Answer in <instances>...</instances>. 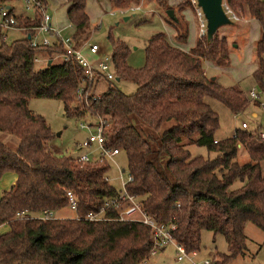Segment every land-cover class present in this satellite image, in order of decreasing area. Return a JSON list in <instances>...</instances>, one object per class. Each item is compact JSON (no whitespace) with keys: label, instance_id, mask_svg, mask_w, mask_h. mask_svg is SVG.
<instances>
[{"label":"trees","instance_id":"obj_1","mask_svg":"<svg viewBox=\"0 0 264 264\" xmlns=\"http://www.w3.org/2000/svg\"><path fill=\"white\" fill-rule=\"evenodd\" d=\"M45 5V0H39ZM116 10L135 7L141 0H106ZM168 9L166 0H153ZM5 0H0L4 3ZM75 46L89 33L85 0H64ZM236 16L244 8L257 23L253 43L256 67L251 72L259 87L264 75V1L222 0ZM40 16L16 17V26L33 27ZM169 24L175 40L186 36L175 17ZM31 31L5 41L0 37V130L17 138L14 147L0 140V175L10 170L15 179L0 193V264H142L149 255L151 231L135 220H119L106 208L105 218L88 220L117 188L104 179L108 161L80 162L57 154L49 145V125L28 107L30 97L56 98L66 116L98 115L106 146L125 156L131 180L127 192L156 220L171 222L172 238L187 251L198 250L200 231L219 233L224 252H215L211 264H227L246 247L244 224L250 222L264 236V138L236 127L230 136L216 138L218 117L204 97L219 100L232 113L244 109L247 98L236 85H220L207 76L202 60L217 66L228 63L224 35L196 37L187 49L170 44L163 33H152L143 48V64L126 62L128 45L107 35L110 60L117 78L135 84L131 93L107 85L94 97L73 102L81 82L80 67L71 59L51 58L34 67L38 51L62 52L60 45L30 46ZM84 86L87 82L84 81ZM264 131V128H263ZM215 139V142H213ZM204 146L211 156L191 154L187 145ZM243 148L248 160L236 159ZM65 190L74 196L71 217H16L15 212L55 211L67 205Z\"/></svg>","mask_w":264,"mask_h":264},{"label":"rangeland","instance_id":"obj_2","mask_svg":"<svg viewBox=\"0 0 264 264\" xmlns=\"http://www.w3.org/2000/svg\"><path fill=\"white\" fill-rule=\"evenodd\" d=\"M264 1V0H261ZM21 0H17V3ZM47 12L58 27H63L67 20L64 15V7L60 0H45ZM168 6V5H167ZM90 13L88 24V35L84 40L85 43L95 42L99 46V50L105 51L110 55V45L107 35L112 38L122 39L127 45L126 62L131 67H139L143 64V48L147 38L152 33H163L170 44L179 45L178 47L189 48L195 38L197 30V20L195 13L190 6L188 0H183L178 5L170 7L174 17H177L182 28L186 27L187 36L183 42L175 40L173 36V27L167 23L172 22L164 13V9L158 8L153 0H145L138 4L136 10H128L121 14L118 10L110 11L107 6H99L97 4L88 6ZM26 13V12H25ZM124 17H127L124 19ZM237 21H232L231 25H223L217 28L216 33L224 35L228 43L227 58L228 63L223 66H217L204 63V69L207 75L213 76L220 85H236L245 95L248 104L245 108L237 113L232 112L219 100L205 96L204 99L208 105L215 111L218 117V126L214 131V135L218 138H224L230 134L234 127H240L241 122H245L247 127L244 129L256 131L264 128V88L257 85L251 76V71L256 63L253 53L254 38L258 34V28L251 21L246 9L243 14L238 15ZM64 34L69 33L68 28L64 29ZM5 41L19 38L24 35L21 30H4L1 31ZM187 50V49H185ZM82 51L86 53V47H82ZM39 56H45V52H37ZM100 54V53H98ZM59 59L60 57H55ZM43 62H34V67H42ZM108 68L113 73V78L106 80L100 77L97 85L94 87L96 93L101 92L107 85L117 88L123 93H131L135 89V84L128 79L117 78L114 69L110 64ZM264 78V75H263ZM233 82V83H231ZM258 94L257 103L248 96V91ZM72 101V100H71ZM73 103V101H72ZM28 107L40 114L49 125L53 132V137L48 142L53 151L57 154L74 155L82 152L91 151L93 154L94 145L89 148L85 145L87 130L79 127V122L92 121L93 115H84V117L66 116L63 111V105L56 98L47 97H30L28 99ZM0 140L14 147L17 138L12 134L0 130ZM77 144H83L78 149ZM78 150H77V149ZM187 148L191 154H201L203 156H211L212 152L202 145L189 144ZM236 159L240 162L248 160V156L243 148H238ZM264 160L260 163L263 164ZM109 168L106 171L109 183L115 188L119 187L117 178V166L125 168V156L123 151H118L112 161H108ZM57 217H71L73 210L68 206L56 209L53 212ZM246 235V247L242 254L236 255L227 264H264V237L259 234L261 231L250 223H246L244 227ZM198 256L211 257L214 253L225 251V242L221 234H212L209 230L200 231V245ZM142 264H182L175 260L172 245L168 244L164 248L158 249L149 254Z\"/></svg>","mask_w":264,"mask_h":264},{"label":"built area","instance_id":"obj_3","mask_svg":"<svg viewBox=\"0 0 264 264\" xmlns=\"http://www.w3.org/2000/svg\"><path fill=\"white\" fill-rule=\"evenodd\" d=\"M192 7L197 20V37H201L205 34V22L200 9L196 6L195 0H188ZM21 7L26 12L32 14L38 13L40 16L39 23L33 27H18L16 26V17L10 13L9 9L0 3V37H4L1 31L4 30H23L31 31L29 35L30 46H50L60 45L62 52L53 54L51 58L60 57L64 60L71 59L81 69L82 79L80 84L76 86L72 94V101L79 102L85 101L87 95L94 97L96 92L94 91L95 83L103 77L106 80L113 78L112 71L108 68L110 64V55L106 52H100L99 47L94 42L85 43L75 46L72 41L71 34L61 33L60 29L54 28L50 24V16L47 12V8L39 0H21ZM138 6L130 7L128 10H136ZM222 8L227 17L232 21H237L238 17L230 11V9L222 3ZM125 9H120L118 12L121 14L125 12ZM67 28V27H65ZM82 47H86L87 51L93 56L88 58L83 54ZM100 53V54H98ZM36 62V55L33 58ZM112 65V64H111ZM84 81L88 84L84 86ZM248 96L253 99L258 98V94L253 90L248 91ZM92 121L79 122V127L87 130V136L85 144H93L95 147L92 151L79 153L77 156L78 161H98L102 162L112 161L113 156L119 151L117 147L106 146L104 143V136L102 133V119L98 115L94 114L91 118ZM241 128L246 127L245 122L240 123ZM259 138H264V131L257 129L253 131ZM215 142V139H213ZM119 187L114 195L104 199L102 205L97 211H88L83 216L88 220H95L105 218L103 212L106 208L113 210L114 217L119 220H135L147 225L151 231L149 254L154 251L164 248L168 244L172 245L174 250V258L180 262H187L188 264H211L212 260L209 257H198V250L187 251L181 243L176 242L170 233V229L173 228V224L169 221L167 223L156 220L151 214L146 213L140 205L137 197L127 192L125 183L131 180V176L126 173L123 168L117 166ZM104 179L108 180V176L104 175ZM65 196L67 199V205L72 210L75 206V200L70 190H65ZM54 211L41 209L35 212H28L26 210H18L15 212L16 217H38L48 218L55 217Z\"/></svg>","mask_w":264,"mask_h":264},{"label":"crops","instance_id":"obj_4","mask_svg":"<svg viewBox=\"0 0 264 264\" xmlns=\"http://www.w3.org/2000/svg\"><path fill=\"white\" fill-rule=\"evenodd\" d=\"M145 0H141L140 2H139V5H140V3H142V2H144ZM183 0H166V4L168 5V6H170V7H173V6H176V5H178L180 2H182ZM93 2H94V5L95 4H97V5H99V6H101V5H103V6H107L108 8H109V10L110 11H112V10H115V8L108 2V1H106V0H85V7H84V10H85V13H86V15H87V17H88V21H89V17H90V13H89V10H88V6H89V4H90V6H92L93 5ZM60 3H61V5H63V7H64V15H65V7H66V3L64 2V0H60ZM4 4V6L6 7V8H8L9 9V11H10V13L11 14H13L15 17H18V16H24V17H32V13L31 12H26V11H24L23 9H22V7H21V4L18 2L17 3V0H5V2L3 3ZM138 6V5H137ZM45 7H46V2H45ZM26 12V13H25ZM174 15V14H173ZM65 18H66V16H65ZM127 17H125L124 19H126ZM251 21L253 22V24L255 25V27H256V29L258 28V26H257V23L254 21V20H252L251 19ZM50 24L54 27V28H57V29H60L61 30V33H64L63 31H64V29H65V27H67L68 28V30H69V32L71 33L72 31H73V28H72V26L67 22L63 27H58V26H56L55 24H54V22L52 21V19L50 18ZM168 24V26H170L171 28H172V26L169 24V23H167ZM173 29V28H172ZM185 29H186V27H185ZM22 32H23V30H21ZM24 33V32H23ZM173 36H175V31H174V29H173ZM65 34H69V33H65ZM186 36H187V29H186ZM186 36H185V38H186ZM196 37H197V35H196V33H195V38H194V40H193V43H194V41H195V39H196ZM257 37V35L255 36V38ZM255 38H254V40H255ZM82 43V42H81ZM80 43V44H81ZM95 43V42H94ZM192 43V44H193ZM97 44V43H96ZM176 46H179V45H176ZM99 47V46H98ZM181 49H183V50H185V49H188V48H182V47H180ZM103 51V49L100 51V52H102ZM39 52V51H38ZM44 52V51H43ZM105 52V51H104ZM83 54L84 55H86L88 58H92L93 56L88 52V51H86V53H84L83 52ZM52 55H48L47 53H45V56H39L37 53H36V57H37V60L38 61H36V62H43V64H42V66H44L45 64H47V61L49 60V58L51 57ZM204 63H208V64H211V62L209 61V60H205V59H203L202 60V67H203V70H204V73L206 74V72H205V69H204ZM256 67V63H255V65H254V67H253V70H254V68ZM252 70V71H253ZM251 71V72H252ZM250 72V73H251ZM207 75V74H206ZM207 76H209V75H207ZM99 80V79H98ZM98 80L96 81V83H95V86L97 85V83H98ZM231 83H233V82H231ZM228 85H230V84H228ZM262 89L264 88V78H263V85H262V87H261ZM243 93V92H242ZM251 99H253V98H251ZM253 100H257V99H253ZM255 103H257V101L255 102ZM248 104V101H247V103H246V105ZM245 105V106H246ZM245 108V107H244ZM233 115H234V113H232ZM246 127H247V125H246ZM245 127V128H246ZM234 128H236V127H234ZM233 128V129H234ZM233 129H232V131L230 132V134L228 135V136H230L231 134H232V132H233ZM253 131V130H252ZM215 136V135H214ZM216 137V136H215ZM216 138H218V137H216ZM82 145L83 144H77V146L76 147H78V149L79 148H81L82 147ZM86 145V147H88L89 148V146L90 145H92V144H85ZM77 149V148H76ZM77 149V150H78ZM78 154H74V155H72V156H77ZM15 179V173L13 172V171H10V170H7V171H4V172H2L1 173V175H0V193H1V191L2 190H4V189H7L8 187H9V185L13 182V180ZM246 223H250V222H246ZM245 223V224H246ZM245 224H244V227H245ZM251 224V223H250ZM254 226V225H253ZM8 229V226H7V224L5 223V222H3V223H0V232H3V231H6ZM243 231H244V228H243ZM260 236H261V238L262 237H264L263 236V234H262V232H261V234H259ZM199 252V251H198ZM199 255V253H197V256ZM198 257H205V256H198ZM210 258V257H209ZM182 264H188L187 262H181Z\"/></svg>","mask_w":264,"mask_h":264},{"label":"water","instance_id":"obj_5","mask_svg":"<svg viewBox=\"0 0 264 264\" xmlns=\"http://www.w3.org/2000/svg\"><path fill=\"white\" fill-rule=\"evenodd\" d=\"M195 4L200 9L205 22L206 40H209L220 26L232 24L222 8V0H195ZM164 13L168 19H175L171 9H166Z\"/></svg>","mask_w":264,"mask_h":264}]
</instances>
